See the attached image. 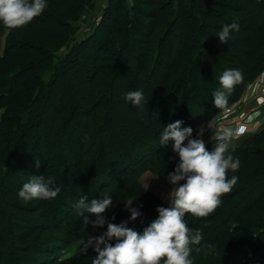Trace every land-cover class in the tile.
I'll use <instances>...</instances> for the list:
<instances>
[{
  "label": "rangeland",
  "instance_id": "obj_1",
  "mask_svg": "<svg viewBox=\"0 0 264 264\" xmlns=\"http://www.w3.org/2000/svg\"><path fill=\"white\" fill-rule=\"evenodd\" d=\"M196 8L194 4L185 9L188 22L185 32L180 31L181 14L173 18L176 9L171 0H90L80 7L76 20L65 23L68 31L65 36L40 32L28 25L9 29L0 23V56L6 48L31 49L36 48L34 44H40L27 42L19 30L45 39L40 45L41 53L33 63L6 70L0 77V249L17 245L12 255L18 257L19 264H59L62 258L83 250L88 237L95 236L92 231L85 232L86 227H73L75 220L83 218L78 209L73 211L71 208H76L79 201L72 199L68 205L63 203L64 188L69 180L67 172L73 166L68 139H74L85 157L84 178L77 185L83 198L87 197L86 203L92 199L103 200L104 195L114 191L119 193L116 184L123 178L129 184L139 178L146 187L170 202L168 194L174 185L167 177L174 172L179 156L172 150L174 141L170 140L167 146L160 145L158 140L164 127L182 121L181 128L191 127V138H202L209 151L217 143L213 139L217 128L236 129L239 125H246L247 130L250 124L257 130L264 127V78L263 82L260 81L264 69L254 80L246 82L243 89L238 84L234 87L228 96L229 110L225 112L214 104L189 106L188 68L182 60L178 67L182 75L174 93L150 121L157 141L150 144L136 141L115 119L134 156L120 166L113 180L109 175L104 176L108 187L104 188L100 183L89 186L90 179L100 167L97 156L101 142H107L109 160L118 155L117 146L110 141L103 126V120L112 116L110 100L123 99L125 91H142L145 99L142 106L137 107L143 114L149 113L176 59L188 46H198L193 32L200 27L201 15ZM206 8L215 9L216 4L212 2ZM35 19L65 25L49 12H42ZM211 20L220 22L216 18ZM211 34L207 42L206 38L200 39L201 43L205 42L200 45V50L217 49L224 52L225 58L211 57L207 53L208 68L215 70L224 66L225 70H235L230 41L229 44L220 43L217 34ZM60 84L66 85L64 91L59 90ZM2 104L21 111H6ZM6 113L7 117H4ZM249 117L254 118L249 120ZM210 122L212 130L208 127ZM201 126L204 131L198 136ZM250 134L245 131L233 137L229 148L240 144ZM50 152L57 153L63 168L61 172L44 169L45 157ZM22 156L31 164L22 165ZM35 175L54 178L55 185L61 189L58 196L49 200L23 201L18 192ZM85 215L88 219L94 216ZM38 221L55 226L39 236L40 241L46 239V246L38 249L20 247L21 237L39 233L36 229ZM59 223L62 228H58ZM67 226L74 228L73 234L64 232Z\"/></svg>",
  "mask_w": 264,
  "mask_h": 264
},
{
  "label": "trees",
  "instance_id": "obj_2",
  "mask_svg": "<svg viewBox=\"0 0 264 264\" xmlns=\"http://www.w3.org/2000/svg\"><path fill=\"white\" fill-rule=\"evenodd\" d=\"M89 1L46 0L47 7L43 12H49L65 24L67 21L76 20L80 7ZM212 2L216 4V8H206L211 6ZM194 4L197 5L196 10L201 15V20H197L200 27L193 32L196 35L194 38L195 41L197 40L198 46H188L184 49L182 56L176 59L169 75L161 84V92L154 99L149 113L143 114L131 101H126L124 97L128 93L127 91L123 93V99L114 98L110 100L109 109L112 116L106 121L103 120V126L110 141L117 146L118 155L113 160H109L107 142L105 140L101 142L97 156V164L100 167L90 179L89 186L100 183L104 188L108 187V183L104 181V176L109 175L113 180L120 166L123 163H128L134 156L115 119L122 123L136 141L144 144L157 141L150 121L155 112L174 93L175 86L182 75L181 72H178L182 60L188 68L186 72L189 106L214 104L212 93L220 90L219 78L225 69L224 66H220L215 70H210L207 64V53L215 58H225V56L224 52L222 53L217 49H212V51L209 49L200 50V45H205V42L201 43L200 39L206 38L205 41L207 42L212 36V32L218 34L223 26L236 23L239 25V31L234 30L230 33L231 36L228 40L230 44H228L233 46L230 49V56L234 59L232 65L234 69L236 67L235 70H239L242 74L239 87L243 89L246 82L254 80L264 69V0H171V5L176 9L173 12L175 14L173 18L175 19L180 14L182 16H180L182 20L181 32H185V27L188 25L185 9L190 6L193 7ZM211 17L220 22H212ZM27 25L34 30L51 32L57 36H65L68 33L66 24L60 26L57 23H44L34 18ZM19 33L27 42H39L40 44H34L36 48L31 49L6 48L0 56V77H3L2 75L6 70L28 66L41 53L40 45L45 39L28 34L23 30H19ZM65 86L60 84L59 90L64 91L63 87L65 88ZM67 89L73 94L72 88L68 87ZM73 95L75 96V94ZM2 105L6 111L13 110L17 113L21 111L8 104ZM4 117H7V113ZM67 146L73 157V166L67 172L69 180L64 188L66 197H63L64 205H68L72 199L79 201L83 198L81 188L78 187L77 183H82L85 167L84 154L73 138L68 139ZM229 153L234 159L240 157L238 158L240 159L239 169L235 172L231 170L228 172L229 178L233 175L238 177L237 183L229 193L221 197L220 205L208 216L197 218L191 214H185L184 219L192 229L193 234L198 231L203 237L199 245L193 246L190 256L192 264H264V127L251 132L240 144L230 147ZM0 156H2L1 151ZM147 158L149 157H145V159ZM45 160V170L57 172L63 170L57 153L50 152ZM20 162L26 166L31 164V161L24 156L20 158ZM1 170L2 167L0 166V174ZM129 172H132V169ZM162 181L167 182L165 178H162ZM117 183L115 189L119 190V193L114 191L110 194L113 198V204L106 210V224L94 229L91 223L86 227L82 218L77 222L75 220L74 228L86 227L85 232L92 231L95 236H100L107 231V222L119 224L117 221L123 220L129 221V227L143 233V230L158 218L157 207H169L170 202L162 199L153 190L146 187L139 178H134L133 184L130 183L132 185L125 178L118 180ZM129 199L134 201L132 206L141 213V216L135 221L129 220L131 213L125 208L124 203ZM71 208L73 211L77 209L74 206ZM94 219L95 216L89 218L90 221ZM38 223L36 229L39 233L32 237L31 234L21 237L20 247L25 249L37 247L38 249L39 246H46V239L42 238L43 240L40 241L39 236L48 228H55V226H49L40 221ZM73 227L67 226L64 232L68 235L73 234ZM58 228H62L60 223ZM115 242V240L111 241L113 244ZM16 247L17 245L11 244L7 250L0 249V264H19L18 257L12 255ZM95 254L92 248H89L86 254L83 249L76 254L62 258L59 264H92Z\"/></svg>",
  "mask_w": 264,
  "mask_h": 264
},
{
  "label": "clouds",
  "instance_id": "obj_3",
  "mask_svg": "<svg viewBox=\"0 0 264 264\" xmlns=\"http://www.w3.org/2000/svg\"><path fill=\"white\" fill-rule=\"evenodd\" d=\"M46 7V0H0V23L9 29L26 26L41 15ZM234 30L239 31L236 23L223 26L217 34L220 42L228 43L230 33ZM241 81L239 70L223 72L219 78L220 90L212 93L217 109L225 112L229 110L228 96ZM124 99L135 106H142L145 97L142 91H132ZM253 118L249 117V120ZM182 123L177 120L164 127L159 140L161 146H167L170 140L174 141L172 150L179 156L174 172L167 177L174 185L168 194L169 207L158 206V218L143 233L129 227V221L119 224L107 222L106 232L100 236H89L84 244L85 254L89 248L96 253L92 264H192L190 256L193 246L199 245L203 237L198 231L193 234L184 219L185 214L197 218L208 216L220 205L221 197L237 183V176H228L229 170L235 172L240 167L239 159H234L229 153V142L233 137L242 135L246 125L236 129L217 128L213 135L217 143L209 151L202 138H191V127L181 128ZM208 127L211 129V122ZM203 131L204 127L201 126L198 136H202ZM60 190L54 178L45 179L44 175H35L23 184L18 196L25 202L33 199L49 200L56 198ZM86 200L85 196L76 205L83 215L84 225L87 227L91 223L94 229L103 227L106 224V210L113 204L112 196L106 194L103 200L92 199L90 203H86ZM133 202L129 199L124 203L131 213L130 221L141 216L132 206ZM85 213L94 215L95 219L90 221ZM113 240L116 241L114 244L111 243Z\"/></svg>",
  "mask_w": 264,
  "mask_h": 264
},
{
  "label": "crops",
  "instance_id": "obj_4",
  "mask_svg": "<svg viewBox=\"0 0 264 264\" xmlns=\"http://www.w3.org/2000/svg\"><path fill=\"white\" fill-rule=\"evenodd\" d=\"M262 78H264V75L260 78V81L261 82H263V79ZM264 99V98H263ZM264 103V102H263ZM256 121V120H255ZM264 121V120H263ZM253 123H255V122H253ZM255 124H257V122L255 123ZM252 124H250L249 126H248V129L246 130L247 131V133L249 132V133H251V132H253V131H255V130H257V128H256V126L255 125H253V126H251ZM240 126V125H239ZM251 126V127H250Z\"/></svg>",
  "mask_w": 264,
  "mask_h": 264
}]
</instances>
